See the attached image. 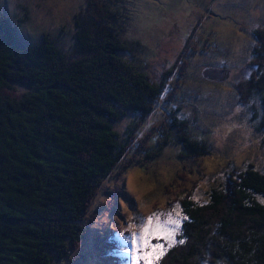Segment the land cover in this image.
Masks as SVG:
<instances>
[{"label":"trees","instance_id":"16d2710c","mask_svg":"<svg viewBox=\"0 0 264 264\" xmlns=\"http://www.w3.org/2000/svg\"><path fill=\"white\" fill-rule=\"evenodd\" d=\"M98 3L88 0L90 14L76 18L67 48L48 30L39 40L19 44L22 16L0 9V264H55L70 256L101 183L131 145L145 159L172 143L181 146L182 155L211 152L192 121L175 113L151 135L139 137L137 122L128 125L126 136L119 132L115 123L127 113H138V121L147 118L167 81L151 78L125 55L140 41L122 37L116 10L105 0ZM253 33L257 68L237 86L245 100L261 94L252 119L262 130L264 26ZM260 196L264 167L249 163L231 168L205 202L180 197L188 219L158 264H264Z\"/></svg>","mask_w":264,"mask_h":264},{"label":"rangeland","instance_id":"374dc122","mask_svg":"<svg viewBox=\"0 0 264 264\" xmlns=\"http://www.w3.org/2000/svg\"><path fill=\"white\" fill-rule=\"evenodd\" d=\"M87 2L0 0V9L13 18L22 16L16 28L19 44L39 40L48 30L67 48L74 40L76 18L90 14ZM97 2L102 4V0ZM105 2L118 13L119 34L140 41L129 45L125 55L151 78L167 81L145 120L138 121V113L132 111L115 123L116 128L126 136L128 125L137 122L134 130L139 137L146 132L151 135L164 118L175 113L192 121L194 131L206 138L211 152L182 155L181 146L172 143L159 156L145 159L142 149L131 145L101 183L86 212L80 242L70 256L58 258L55 264H134L132 234H139L148 217L168 213L178 204L181 225L180 197L205 202L231 168L249 163L264 167V129H258V120L252 119L253 108L260 111L261 94L248 101L237 86L257 68L252 59L253 28L264 26V0ZM159 243L164 244V250L168 246L165 240Z\"/></svg>","mask_w":264,"mask_h":264},{"label":"snow or ice","instance_id":"6c2138e0","mask_svg":"<svg viewBox=\"0 0 264 264\" xmlns=\"http://www.w3.org/2000/svg\"><path fill=\"white\" fill-rule=\"evenodd\" d=\"M179 205L168 213H154L148 217L146 223L140 225V232L132 234L134 264H139L143 261L144 264H155L164 255V244L159 243L160 240H165L168 247H172L175 243V237L180 227V212ZM161 216L165 218L162 220ZM185 220L188 217H184ZM153 239L157 243H152ZM185 241L179 240L180 244Z\"/></svg>","mask_w":264,"mask_h":264}]
</instances>
